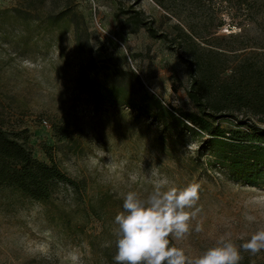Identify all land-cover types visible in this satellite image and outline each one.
<instances>
[{"label": "rangeland", "instance_id": "374dc122", "mask_svg": "<svg viewBox=\"0 0 264 264\" xmlns=\"http://www.w3.org/2000/svg\"><path fill=\"white\" fill-rule=\"evenodd\" d=\"M191 60L207 81L209 112L224 117L217 124L264 133V111L255 114V99L264 102V0H0V124L27 130L33 157L81 186L79 194L61 186L46 205L0 190V264H114L123 195L146 197L161 177L169 187L200 185L191 235L171 241L191 258L221 236L242 244L264 228V183L251 187L198 160L196 142L178 143L133 108L147 91L196 112ZM233 91L251 96L234 111ZM242 255L240 264H264V250Z\"/></svg>", "mask_w": 264, "mask_h": 264}, {"label": "trees", "instance_id": "16d2710c", "mask_svg": "<svg viewBox=\"0 0 264 264\" xmlns=\"http://www.w3.org/2000/svg\"><path fill=\"white\" fill-rule=\"evenodd\" d=\"M136 15L137 19L141 18L139 13ZM148 31L156 36L151 26ZM195 66V61L191 60L190 69L194 74ZM196 73L192 90L189 91L196 112L176 111L165 106L157 95L147 91L133 108L140 117L159 121L163 131L178 143L188 139L196 142L199 145L198 160L208 157L211 164L225 170L233 180L260 187L264 183V133L253 123H237L238 128L247 126L245 131H226L221 128L217 122L224 117L209 112L210 101L203 93L207 81ZM113 96L115 99L121 98L117 92ZM250 98V95L238 91L226 94L233 111L240 109ZM255 104V114L264 111V102L255 99ZM57 133L60 141H70L63 130ZM28 142L27 130H8L0 124V190L10 191L20 198L42 205L49 204L61 186L81 193L79 182L54 161L47 164L35 159Z\"/></svg>", "mask_w": 264, "mask_h": 264}, {"label": "clouds", "instance_id": "9594fccd", "mask_svg": "<svg viewBox=\"0 0 264 264\" xmlns=\"http://www.w3.org/2000/svg\"><path fill=\"white\" fill-rule=\"evenodd\" d=\"M152 175L157 173L153 171ZM199 201L198 183L169 187L166 177L156 179L146 197L128 191L123 195V210L114 219V264H240L242 252L256 255L264 250V228H260L242 244L221 236L215 246L189 257L184 248L171 241L191 235V221L202 210ZM195 231H203L202 221L197 222Z\"/></svg>", "mask_w": 264, "mask_h": 264}, {"label": "built area", "instance_id": "2783aa9c", "mask_svg": "<svg viewBox=\"0 0 264 264\" xmlns=\"http://www.w3.org/2000/svg\"><path fill=\"white\" fill-rule=\"evenodd\" d=\"M43 124L46 126L47 125V122H44Z\"/></svg>", "mask_w": 264, "mask_h": 264}]
</instances>
